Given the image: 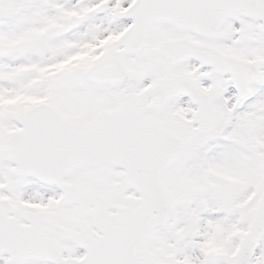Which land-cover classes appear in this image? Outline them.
<instances>
[{
  "label": "snow or ice",
  "instance_id": "6c2138e0",
  "mask_svg": "<svg viewBox=\"0 0 264 264\" xmlns=\"http://www.w3.org/2000/svg\"><path fill=\"white\" fill-rule=\"evenodd\" d=\"M0 264H264V0H0Z\"/></svg>",
  "mask_w": 264,
  "mask_h": 264
}]
</instances>
